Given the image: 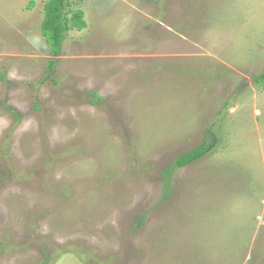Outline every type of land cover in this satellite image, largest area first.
Returning a JSON list of instances; mask_svg holds the SVG:
<instances>
[{
	"label": "rangeland",
	"instance_id": "rangeland-1",
	"mask_svg": "<svg viewBox=\"0 0 264 264\" xmlns=\"http://www.w3.org/2000/svg\"><path fill=\"white\" fill-rule=\"evenodd\" d=\"M43 4L0 0V264H264V0H69L58 54Z\"/></svg>",
	"mask_w": 264,
	"mask_h": 264
},
{
	"label": "trees",
	"instance_id": "trees-1",
	"mask_svg": "<svg viewBox=\"0 0 264 264\" xmlns=\"http://www.w3.org/2000/svg\"><path fill=\"white\" fill-rule=\"evenodd\" d=\"M32 4L33 2L30 1L28 7ZM42 10L43 17L40 23V32L49 45L51 53L58 54L66 32L70 29L81 30L85 27L83 12L81 9L69 8V0H44ZM52 67L53 61H50L48 68L51 69ZM253 80L258 84L264 85V72L255 75ZM96 99L97 96L93 94L91 101L94 102ZM14 115L15 119L18 120L19 114L14 113ZM205 136V139L198 146L174 158L172 163L162 172L164 191L170 188L173 171L198 160L213 149L217 140L216 135L211 130H208Z\"/></svg>",
	"mask_w": 264,
	"mask_h": 264
}]
</instances>
